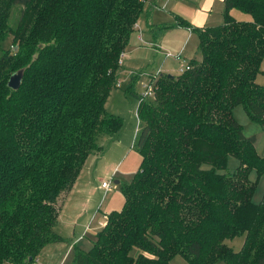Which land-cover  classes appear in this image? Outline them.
Instances as JSON below:
<instances>
[{
  "label": "trees",
  "instance_id": "16d2710c",
  "mask_svg": "<svg viewBox=\"0 0 264 264\" xmlns=\"http://www.w3.org/2000/svg\"><path fill=\"white\" fill-rule=\"evenodd\" d=\"M147 0H0V264H32L63 241L54 228L60 194L77 180L101 138L121 127L105 101ZM221 24L150 27L154 38L186 27L198 60L178 75H150L153 96L138 98L137 172L122 184L123 205L106 215L91 248L73 246L71 264H264V177L256 137L233 118L240 105L264 124V0H222ZM20 6L11 24L12 8ZM235 9L250 19L239 21ZM7 37L11 45L3 48ZM22 71L20 86L7 84ZM229 157L238 165L222 172ZM203 164L208 168H202ZM255 171V180L249 173ZM243 235L236 252L225 242ZM138 251L133 255V250Z\"/></svg>",
  "mask_w": 264,
  "mask_h": 264
},
{
  "label": "rangeland",
  "instance_id": "374dc122",
  "mask_svg": "<svg viewBox=\"0 0 264 264\" xmlns=\"http://www.w3.org/2000/svg\"><path fill=\"white\" fill-rule=\"evenodd\" d=\"M196 2L197 0H191L189 2H185L184 0H156L158 19L164 20L162 22L158 20L160 22L157 23L158 26L173 23L175 16L179 15L183 17L185 14L188 15L190 7H195ZM12 9L10 16L11 24L17 20L20 6H15ZM223 10V3L216 2L212 10L214 20L207 26L221 24ZM230 14L239 21L250 19L247 14H243L235 9H232ZM144 18L143 11L139 16V24L134 29L129 45L124 49L125 56H122L120 60V68L117 72V81L120 82L117 85L119 87L114 86L111 88L104 105V109L108 114H112L120 119L121 127L111 137L100 139L102 150L96 154L97 160L93 163L92 171L88 169L87 172L89 174L83 178V181L77 184L84 189L75 188L77 190L73 189L69 194L67 192L60 194L56 200L58 205L65 201V210L63 209L61 212V220H58L55 226L58 234L61 233L66 236V242L69 246L75 243V246L84 252L91 248V243L97 234L96 231H93V225L96 224L97 218H105L102 217L98 210L99 206L104 207L105 216L114 210L122 208L124 201L121 185L130 182L141 162V156H139L134 146L137 133L141 127L136 114L138 98L133 94H125L124 91L129 84V75L132 73L137 74L136 77L139 76L132 90L136 94H141L144 89L143 85L149 81L148 78L150 75L155 74V72L161 71L167 75L180 74V69H182L184 64L178 62V60L176 61L173 57L175 54L181 52V59L184 63L189 60L199 59L197 50L198 39L195 33H191L190 37H185L184 35H182L184 37H181L180 31L171 30L159 36L154 44L152 42L151 45H148L149 35L145 31ZM182 34H185V31ZM10 45L11 39L7 37L2 46L3 48H8ZM261 61L260 72L256 75V82L260 86L264 85V58ZM233 108V118L240 125L243 135L245 137L250 135L256 137L255 151L260 157H263L264 124L261 125L251 121L240 105H236ZM237 165L238 160L235 157H229L225 167L226 169L222 172L233 174ZM202 168H208V165L203 164ZM255 178L256 173L253 170L249 173V179L253 181ZM115 180L117 183H114ZM101 181H111L109 186L111 189L108 192L100 188L99 184ZM256 182L252 200L258 203L264 192V177H260ZM90 190L91 194L89 193ZM86 199H88L87 207H85L86 204L83 205V201H86ZM75 203L78 204L76 209ZM106 206L109 207L106 208ZM70 220L71 223L69 224ZM72 220L74 223H72ZM242 241L243 235L236 236L232 240H225L235 252L241 248ZM132 252L133 255L138 254L136 249ZM37 258L32 264H38ZM64 264H69L68 260ZM171 264H188V262L181 255L176 254L171 258ZM216 264L226 263L218 261Z\"/></svg>",
  "mask_w": 264,
  "mask_h": 264
},
{
  "label": "crops",
  "instance_id": "0c3cea01",
  "mask_svg": "<svg viewBox=\"0 0 264 264\" xmlns=\"http://www.w3.org/2000/svg\"><path fill=\"white\" fill-rule=\"evenodd\" d=\"M184 1L189 2L191 0H184ZM216 2H218L220 4L223 3L222 0H197V2H196L197 4L195 5V7H193V8L190 7V11H189L188 15L185 14L183 16L184 18L179 16V15L175 16L173 18L174 19L173 23H176V21H177L176 17H178L180 19L187 20L188 23H190L192 26H195V27L207 26L208 24H210L214 20V18L212 16V10H213V6ZM145 5H146L147 9H146V11H144V17H145L144 20H145V27H146L145 31L148 33L147 35H149V37H148L149 44L148 45H151L152 42L154 44L159 36L169 32L171 30L180 31L181 37H184V36L190 37L192 32L189 29H187L186 27L183 28L181 26H174V27H169L168 29H164V30L160 31L157 34L158 35L157 38H154L152 32L150 31V27L153 29H157L160 26V25L158 26V24H157V23H160L158 20H160L161 22L164 20L158 19V10H156V0H147ZM223 6H224V3H223ZM154 9H155V13H154ZM151 12H152V16H151ZM221 18H222V16H221ZM220 21H221V19H220ZM222 21H223V18H222ZM215 23H219V22H215ZM137 24H139V22ZM169 24H163V25H169ZM184 31H185V34H182V32H184ZM133 33H134V31H133ZM132 34H131V37H132ZM182 35H184V36H182ZM131 37H130V39H131ZM129 42H130V40H129ZM129 42H128L127 46L129 45ZM178 54L180 55V57L182 56L181 52ZM175 55H177V54H175ZM124 56L125 55L123 54V57ZM183 59H184V57H183ZM96 157H97L96 155H89L88 156V158L86 159V161L84 162V164L80 170V174H79L77 180L71 186V189H69L67 194H69V192H71L75 188L84 189L83 187L78 186L77 184H78V182L83 181V178L86 177L87 174H89L87 172L88 169L90 171H92L93 163H95L97 160ZM99 186H100V184H99ZM100 188H102V187H100ZM75 190H77V189H75ZM108 191H105V192H108ZM105 192H103V193H105ZM89 193L91 194V190ZM87 200L88 199H86V201ZM86 201L85 200L83 201L84 202L83 205L86 204L85 207L88 206V201L87 202ZM64 202L65 201H63L61 203L59 202L60 205H59V214L57 217L58 220H61V212L65 208ZM77 206H78V204L75 203V209ZM109 206H106V208ZM85 207H84V209H85ZM103 209H104V207L102 208L101 206H99L98 210L100 211L102 217H105V218L104 219H102V218L98 219L97 218L96 224L93 225V231H98L100 229V227H102L105 224L106 216H105V212ZM77 219H75V220H77ZM57 223H58V221H57ZM70 223H71V220H70L69 224ZM72 223H74L73 220H72ZM89 225H90V221H89ZM55 232H57L56 228H55ZM59 235L63 238V241L47 244L41 248V251H40L38 258H37L38 264H64V262L66 260H68V263L71 264V259H72L73 251H74L73 246H75V243L73 245L70 244V246H69L68 243L66 242V236L62 235L61 233H59Z\"/></svg>",
  "mask_w": 264,
  "mask_h": 264
},
{
  "label": "built area",
  "instance_id": "2783aa9c",
  "mask_svg": "<svg viewBox=\"0 0 264 264\" xmlns=\"http://www.w3.org/2000/svg\"><path fill=\"white\" fill-rule=\"evenodd\" d=\"M174 58L176 60H178L179 62H182L184 64V66H182V69H180V73L183 72L185 69H187L189 67V65L187 64V61L184 63L179 54L174 55ZM157 73L158 72H155V74H157ZM155 74H153V75H155ZM148 80H149V78H148ZM148 82L143 85L144 89H143V91L140 94V95H142V98L152 97L153 96L152 95L153 94V86H152L151 83H148ZM110 182L111 181H101L100 182V187H102L105 191H108L109 189H111V187H109L110 186Z\"/></svg>",
  "mask_w": 264,
  "mask_h": 264
},
{
  "label": "water",
  "instance_id": "95a60500",
  "mask_svg": "<svg viewBox=\"0 0 264 264\" xmlns=\"http://www.w3.org/2000/svg\"><path fill=\"white\" fill-rule=\"evenodd\" d=\"M21 76H22L21 70L11 75L7 81V84L9 85V87H11L14 90L18 89L20 86ZM114 183H117V181L115 180Z\"/></svg>",
  "mask_w": 264,
  "mask_h": 264
}]
</instances>
